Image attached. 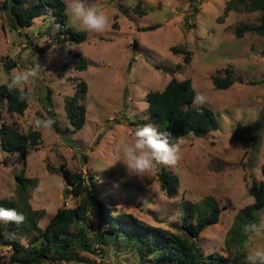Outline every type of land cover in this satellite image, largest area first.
I'll use <instances>...</instances> for the list:
<instances>
[{
    "label": "rangeland",
    "instance_id": "rangeland-1",
    "mask_svg": "<svg viewBox=\"0 0 264 264\" xmlns=\"http://www.w3.org/2000/svg\"><path fill=\"white\" fill-rule=\"evenodd\" d=\"M3 1L0 74L37 63L42 68L31 85L34 95L24 114L9 113L3 103L0 125L28 133L36 130V117L47 115L56 120L63 135L39 130L38 145L25 157L0 147V204H12L17 211L24 205L38 227L44 228L59 208L77 204L60 172L68 170L94 185L115 214H129L149 227L173 233L179 231L184 207L200 210L209 199L222 210L218 223L199 236L203 252L217 253L228 261L229 254L246 253L239 211L253 201L248 194L251 183L264 180V37L247 33L237 38L234 31L239 25H257L260 15L225 14L228 0H94L110 16V28L104 33L81 31L67 17V25L84 32L86 39L59 44L54 37L59 24L49 13L24 29L27 38H21L10 28ZM147 27L156 29L143 31ZM172 48L189 51V64ZM82 61L83 71L79 69ZM7 62L14 63L9 71L4 68ZM226 73L242 83L216 91L211 78ZM171 78L189 79L195 93L207 95L203 106L215 114L218 129L207 139L185 136L180 163L163 166L179 181L176 195L169 198L160 188L157 169L141 176L128 173L118 161L117 145L148 123L146 94L162 91ZM79 83L86 85L80 101L86 109L85 122L74 131L68 128L64 103ZM17 175L28 181L23 200ZM261 220L264 209L247 223ZM2 225L6 236L13 233L9 224ZM16 237L26 243L21 233ZM236 239L244 241L243 248ZM9 255V249L0 246V262ZM84 257L86 262L78 264H154L142 261L122 243L106 248L103 255Z\"/></svg>",
    "mask_w": 264,
    "mask_h": 264
},
{
    "label": "trees",
    "instance_id": "trees-1",
    "mask_svg": "<svg viewBox=\"0 0 264 264\" xmlns=\"http://www.w3.org/2000/svg\"><path fill=\"white\" fill-rule=\"evenodd\" d=\"M1 6L8 15L10 28L17 31L21 38H27L24 29L49 13L50 19L59 24L54 36L57 43L66 41L79 44L86 39L84 32H77L67 25L65 4L61 0H4ZM229 12L260 15L257 25H239L234 31L237 38H242L247 33L264 37V0H228L224 5V13ZM155 29L156 27H147L143 31ZM172 51L184 57V64H189V51L183 48H172ZM13 67V62L4 64L8 71ZM79 69H86L84 61L80 63ZM211 81L216 91L228 90L234 83H242L230 73H226L224 77L213 76ZM85 91L86 85L79 83L75 93L67 97L64 103L68 128L74 131L84 126L86 109L80 101L81 94ZM194 95L189 79L178 81L171 78L162 91L146 94L147 122L156 125L161 131H171L177 138L193 135L207 139L218 129L215 114L204 106H194ZM46 100L49 102V98ZM3 103L9 113L17 116H22L28 107V103L17 100L15 91L9 92L1 85V109ZM48 104L51 105L50 102ZM54 131L63 135L57 122ZM39 140V130L24 133L10 125H0V147L4 151L25 157L31 147L38 145ZM60 172L66 186L70 187V194L77 198L76 206L59 208L44 228L38 227L27 214L24 205L20 207L18 212L22 213L26 220L21 224L9 223L10 230L13 231L11 235H5V228L0 223V246L10 251L8 259L0 264L85 263V255H103L106 248L118 243L125 244L127 248L135 251L142 261H153L154 264H245L244 251L229 254V261L217 253L203 252L198 242L199 236L206 228L218 223L222 210L209 199L203 201V208L200 210L184 207L179 231L173 233L162 228L149 227L129 214H115L98 196L94 185L89 184L80 173L68 170ZM261 173L264 176V165L261 167ZM157 177L166 196L174 197L179 186L178 178L163 166L157 169ZM15 178L19 199L23 200L26 198L25 188L28 181L23 175H17ZM248 194L253 201L239 211V219L243 224L264 209V180L259 183L253 181L248 188ZM0 206L4 207L2 204ZM5 208H12V204ZM18 232L26 243H21L16 237ZM235 243L239 248L244 246L242 240L236 239Z\"/></svg>",
    "mask_w": 264,
    "mask_h": 264
},
{
    "label": "clouds",
    "instance_id": "clouds-1",
    "mask_svg": "<svg viewBox=\"0 0 264 264\" xmlns=\"http://www.w3.org/2000/svg\"><path fill=\"white\" fill-rule=\"evenodd\" d=\"M65 14L78 30L91 33H104L110 28L111 18L94 0H66ZM42 66L37 63L25 69L13 70L0 74V85L9 92L17 93V100L30 103L34 90L31 85L38 78ZM208 97L203 92H196L192 104L203 107ZM56 120L44 115L36 117L33 127L49 133L54 132ZM183 137H174L168 130L161 131L152 123L137 127L130 140H123L117 145L122 162L130 175L141 176L162 166L175 167L183 158ZM63 187V185H60ZM26 217L15 208L0 206V223L21 224ZM247 237L245 264H264V220L242 226Z\"/></svg>",
    "mask_w": 264,
    "mask_h": 264
}]
</instances>
